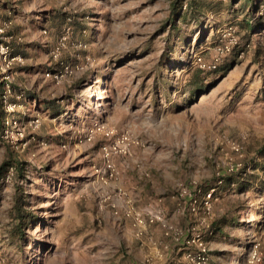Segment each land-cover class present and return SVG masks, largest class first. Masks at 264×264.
Instances as JSON below:
<instances>
[{
    "label": "rangeland",
    "instance_id": "374dc122",
    "mask_svg": "<svg viewBox=\"0 0 264 264\" xmlns=\"http://www.w3.org/2000/svg\"><path fill=\"white\" fill-rule=\"evenodd\" d=\"M2 28L0 264H110L115 222L264 260V0H0Z\"/></svg>",
    "mask_w": 264,
    "mask_h": 264
},
{
    "label": "built area",
    "instance_id": "2783aa9c",
    "mask_svg": "<svg viewBox=\"0 0 264 264\" xmlns=\"http://www.w3.org/2000/svg\"><path fill=\"white\" fill-rule=\"evenodd\" d=\"M4 22H5L4 23L5 28H8L13 24L12 20L4 21ZM0 32H1L0 33V52L3 55L4 61H8V63H12L13 61H20L21 60L20 55H17V56L12 55L14 48L6 41V37H4V34H3L5 32L4 29L2 28ZM234 147L237 149V151L242 148L239 143L238 145H234ZM124 148L125 149H122V150L126 152L128 147L125 146ZM103 149L107 157H109L111 153L113 152V148H109L107 146H103ZM117 151H119V149L116 145H114V152H117ZM237 166L239 165L233 164L230 167L229 171H232L234 168L237 169L238 168ZM110 168L113 174L114 168H112L111 166ZM219 182H222V181L220 180ZM195 193L196 194L193 195V193L187 191L186 189V190H183V192L180 194L181 195L188 194L190 196V199H192V202L190 204V209L192 211L194 212L197 211V206L199 204V197H201L200 204H202L205 208L210 210L212 207V197H213V194L215 193V188L204 190L200 196H197L199 195L197 192ZM157 220H162V218L158 215V216L150 218L149 221L155 222ZM138 223L140 225V224L146 223V221L144 222L143 219H140ZM164 226L167 227L166 228L167 233L170 232L171 236L175 240L180 241V243L184 244V249H186L185 257L190 263L203 264L209 260L210 248H209V243L206 240L205 231H201L200 229H198L197 225L193 226L187 233L178 231L177 229H173L172 226H167V224H164ZM254 258L256 259L257 264H264L263 258L260 255H257V253L254 255ZM145 264H155V262L153 261L151 257H148L145 260Z\"/></svg>",
    "mask_w": 264,
    "mask_h": 264
},
{
    "label": "crops",
    "instance_id": "0c3cea01",
    "mask_svg": "<svg viewBox=\"0 0 264 264\" xmlns=\"http://www.w3.org/2000/svg\"><path fill=\"white\" fill-rule=\"evenodd\" d=\"M32 1L34 0H22V3H31ZM33 16H35V13L33 12L30 5L21 7L19 10H17V12H15L16 19H19L22 22L29 21ZM116 224L117 223L115 222L114 260H110V264H145L144 260H146L148 257H151L155 264H168V258L172 256V253H174L173 258H179L177 255L181 249L178 248L177 251H175V246H173L176 245L175 243L170 244V242L168 243L166 240L160 238L161 231L158 228L160 226L159 223H153L150 225V231L157 232V246L154 245L155 242L153 243V241H143V238L147 239V237H143L141 240L137 238L136 240L134 238L132 229L128 228L127 225L122 228L121 225L119 226ZM117 227L119 230L116 229ZM148 233L149 231L147 234ZM181 258L175 260H182V263L180 261L181 264H193L186 259L185 253L182 254Z\"/></svg>",
    "mask_w": 264,
    "mask_h": 264
},
{
    "label": "trees",
    "instance_id": "16d2710c",
    "mask_svg": "<svg viewBox=\"0 0 264 264\" xmlns=\"http://www.w3.org/2000/svg\"><path fill=\"white\" fill-rule=\"evenodd\" d=\"M263 149H264V148H263ZM261 153H264V150H261ZM3 169H4V166L2 165V166L0 167V172H2Z\"/></svg>",
    "mask_w": 264,
    "mask_h": 264
}]
</instances>
